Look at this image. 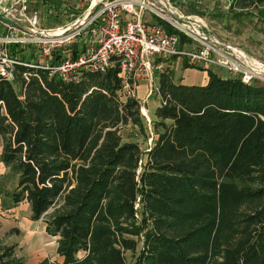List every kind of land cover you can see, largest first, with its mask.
Returning a JSON list of instances; mask_svg holds the SVG:
<instances>
[{
	"label": "trees",
	"instance_id": "obj_1",
	"mask_svg": "<svg viewBox=\"0 0 264 264\" xmlns=\"http://www.w3.org/2000/svg\"><path fill=\"white\" fill-rule=\"evenodd\" d=\"M9 49L27 65L0 76V160L19 175L12 203L28 201L58 237L61 260L39 264H264L263 82L212 68L205 85L161 74L167 103L143 151L122 134L144 118L138 98L121 100L117 68L65 83L37 51ZM0 264L25 262L14 244L0 246Z\"/></svg>",
	"mask_w": 264,
	"mask_h": 264
},
{
	"label": "built area",
	"instance_id": "obj_2",
	"mask_svg": "<svg viewBox=\"0 0 264 264\" xmlns=\"http://www.w3.org/2000/svg\"><path fill=\"white\" fill-rule=\"evenodd\" d=\"M30 1L15 0L10 6V15L18 22L24 20L30 27L39 29L38 14L35 12L30 17L24 14ZM78 2L84 7L79 16L65 25L39 29L43 31L41 38L19 37L15 30L24 31L10 25L14 33L0 37V76L12 80L15 65H27L10 55L8 45L31 43L40 45L41 55L37 66L46 69L49 78L56 77L65 83L78 81L84 71L106 72L117 68L121 79L119 96L122 101H126L128 97L140 100L137 88L142 81L147 83L148 95L154 92L160 94L156 81L161 74L170 73L173 60L177 57L186 58L190 66L199 69L218 67L228 72L231 77L240 78L245 84L256 80L264 83V62L251 57L238 47L208 37L190 23V26L184 23V29L178 27L173 21L175 18L172 16L169 0ZM147 11L168 21L178 30L170 32L159 21H147ZM18 13L20 18L17 17ZM181 32L190 38V46H185ZM84 34H89L92 41L84 50L74 51L73 44ZM61 47H65L61 60L51 62L49 57L52 52ZM142 101L143 99L140 100ZM166 103L167 100L160 97V104ZM141 110L148 117L144 109ZM148 120L150 122L149 117Z\"/></svg>",
	"mask_w": 264,
	"mask_h": 264
},
{
	"label": "rangeland",
	"instance_id": "obj_3",
	"mask_svg": "<svg viewBox=\"0 0 264 264\" xmlns=\"http://www.w3.org/2000/svg\"><path fill=\"white\" fill-rule=\"evenodd\" d=\"M1 5L10 7L15 0H0ZM172 8L175 9L181 16V18L195 28H198L201 32L205 33L208 37L219 40L226 44H230L234 47H238L249 54L251 57L264 62V3L258 1L250 2V0H239L238 3H232L231 0H169ZM243 3H247L246 7H243ZM34 6H30L28 3V9L24 14L31 16L34 11ZM168 11V10H167ZM149 15V13H148ZM18 13L17 17L20 18ZM24 18V15H22ZM153 21H157V17L154 16ZM20 22V21H19ZM57 20L55 22H44L39 18L38 28L42 29L45 25L57 26ZM165 25L178 30L174 25L165 20ZM21 24L30 27L28 22L21 20ZM46 23V24H45ZM8 30V29H7ZM10 30V29H9ZM14 31V29H11ZM182 35L186 36L183 32ZM17 36L38 39L42 35L35 34L31 35L30 32L17 31ZM186 45L190 46L191 41L188 35L184 40ZM29 49H37V53L40 48L34 46ZM28 46V45H27ZM9 48V45H8ZM57 49V48H55ZM31 51V52H32ZM10 52V49H9ZM36 53V52H35ZM11 55V52H10ZM12 56V55H11ZM180 64L182 67H192L187 62L186 58L181 57ZM176 66V64H174ZM170 71L171 75H174L176 70ZM213 70L220 71L224 74L225 71L218 67L212 68ZM218 71V72H219ZM179 76L182 74L180 70L176 72ZM260 82V81H257ZM144 83V82H142ZM159 86V78L156 81V86ZM139 98L143 99L141 102V109L148 114V117L141 114L144 119V129L131 124L126 125L122 129V134L125 139H136L141 143L143 151H147L153 143V128L152 122L156 118L154 116V110L156 105L160 103V94L154 92L148 95L147 92H141L139 90ZM149 109V112L148 110ZM4 139L0 136V155L3 148ZM19 180V175L6 167L0 160V246H10L22 243L23 236L30 225V213L26 205V202L19 204H13L10 197V193L16 188ZM28 202V201H27ZM32 219V218H31ZM45 221L42 220V222ZM42 227V226H41ZM24 229V232L22 231ZM33 242V241H32ZM31 243V242H29ZM37 252L41 253V248L36 249ZM135 256L132 252H127L129 262H133ZM34 255L28 250L24 249L21 253V257L25 264H31L33 262Z\"/></svg>",
	"mask_w": 264,
	"mask_h": 264
},
{
	"label": "crops",
	"instance_id": "obj_4",
	"mask_svg": "<svg viewBox=\"0 0 264 264\" xmlns=\"http://www.w3.org/2000/svg\"><path fill=\"white\" fill-rule=\"evenodd\" d=\"M1 3V1H0ZM12 5V4H11ZM34 6V11L38 14V17L40 20L44 22H57V26L65 25L68 24L69 22L73 21L75 17L79 16L82 12L84 7L82 8L78 0H31L30 1V6ZM10 7H5L0 4V10H6L9 9ZM149 13V15H148ZM34 14V13H33ZM154 14L151 12H146L145 14V19L149 22H154ZM126 20V17H124ZM46 24V23H45ZM56 26V27H57ZM43 28L45 29H50V28H55V26L51 25H45ZM8 29V30H7ZM10 29V30H9ZM13 29L10 25L5 24L0 20V37L8 36L14 33V31H11ZM15 34L17 35V31L15 30ZM92 41V38L89 34H84L82 37H80L74 44H73V49L74 51H82L84 50L89 43ZM23 47L26 49L27 54H31V51L29 48V44H23L21 43ZM28 45V46H27ZM33 47V44H31ZM34 46H38L40 48V45L36 44ZM65 47L57 48L52 52V56L49 57V60L51 62H54V56L55 54H61L64 53ZM33 51H37V49H33ZM38 54V60L40 58V50ZM182 58H174L173 60V66L176 64L175 70H180L182 74L179 76L175 72L174 75H172L173 80L176 83H181V84H186V85H205L208 80H209V74L207 70L204 69H199V68H192V67H182L180 64V60ZM61 60V59H60ZM57 62V61H56ZM220 69V68H219ZM223 70V69H222ZM216 71V70H215ZM219 71V70H218ZM216 71L219 75L223 77H231L228 72L223 74L221 70L218 72ZM144 82V83H142ZM137 88V91L139 93V90L141 92H147V83L145 81H142ZM139 97V95H138ZM161 104L159 103L156 105V108L154 110V116H156V109L160 106ZM149 112V109H147ZM149 114V113H148ZM26 202V205L29 209L30 213V225L28 229L26 230L24 236H23V241L22 243L18 244L16 247V254L17 256L21 257V253L24 252V249L28 250L30 253L34 255L33 257V262L31 264H39L43 259L45 258H50L52 260H61V258L58 256L57 253V236H52L46 231V223L44 218H41L40 220H32L31 215H32V210L29 202ZM42 226V227H41ZM24 232V229L22 230ZM33 241V242H32ZM31 242V243H29ZM37 248H41V253L37 252Z\"/></svg>",
	"mask_w": 264,
	"mask_h": 264
},
{
	"label": "water",
	"instance_id": "obj_5",
	"mask_svg": "<svg viewBox=\"0 0 264 264\" xmlns=\"http://www.w3.org/2000/svg\"><path fill=\"white\" fill-rule=\"evenodd\" d=\"M10 8L6 9V10H0V20L2 22H4L5 24L11 25L15 28H18L20 30L26 31V32H30V33H35V34H42L43 31L39 30V29H35L32 27H28L25 26L23 24H21L20 22H18L17 20H15L11 15H10ZM171 13L172 16L176 19L179 18V20L183 21L184 23H186L187 25L190 26L189 23H187L186 21H184L183 19L180 18V16L171 8Z\"/></svg>",
	"mask_w": 264,
	"mask_h": 264
},
{
	"label": "bare ground",
	"instance_id": "obj_6",
	"mask_svg": "<svg viewBox=\"0 0 264 264\" xmlns=\"http://www.w3.org/2000/svg\"><path fill=\"white\" fill-rule=\"evenodd\" d=\"M168 19L170 18V17H167ZM181 18V17H180ZM182 19V18H181ZM173 21L175 22V24L178 26V27H181V28H185V24H184V22L183 21H181V20H179V18L178 19H173Z\"/></svg>",
	"mask_w": 264,
	"mask_h": 264
}]
</instances>
